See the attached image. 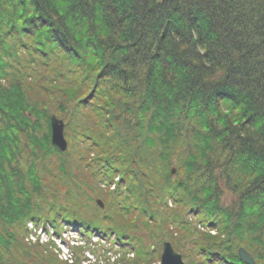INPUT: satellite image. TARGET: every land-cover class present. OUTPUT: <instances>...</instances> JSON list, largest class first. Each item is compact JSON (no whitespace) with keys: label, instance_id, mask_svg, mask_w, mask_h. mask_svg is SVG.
Returning <instances> with one entry per match:
<instances>
[{"label":"trees","instance_id":"trees-1","mask_svg":"<svg viewBox=\"0 0 264 264\" xmlns=\"http://www.w3.org/2000/svg\"><path fill=\"white\" fill-rule=\"evenodd\" d=\"M52 114L65 121V152L52 145ZM190 123L196 142L183 172L197 173L200 198L191 202L216 230L196 255L245 264L223 250L233 235L264 264V0H0V264H68L28 240L27 225L91 214L75 194L66 191L69 212L46 196L65 192L59 173L78 163L113 172L119 148L102 142L115 125L170 152ZM118 201L109 205L119 215L147 213L128 194Z\"/></svg>","mask_w":264,"mask_h":264},{"label":"rangeland","instance_id":"rangeland-1","mask_svg":"<svg viewBox=\"0 0 264 264\" xmlns=\"http://www.w3.org/2000/svg\"><path fill=\"white\" fill-rule=\"evenodd\" d=\"M79 92L80 87L77 93ZM190 127L191 123L187 124L186 127H182L183 131L179 133L180 142L174 146L172 144L169 145L167 149L171 151L168 152V150H164L166 147H163L159 141L155 142L156 147L151 144L142 145L140 142L137 143V140H133V137L126 136V132L121 133L120 128L115 125L116 134L111 133L109 136H105L104 141L107 142H102L115 143L119 148L120 153L111 159L113 172L104 173L103 175L95 168H90L88 171L84 164L81 167L80 163H78V169L75 170L71 167L72 173L70 175L64 174L65 178L59 173L65 192L60 191L58 193L55 188H52L51 195L46 196L49 204H54L53 209L60 210L61 206L63 211L68 210L69 212L74 207L71 203L74 197L72 195V197H68L67 195L68 193L75 194V197L83 198L90 203L91 214L87 216H83L81 213L80 215H67L72 220V227L78 231L61 233L65 242L61 241L55 234L52 235V232L43 236L41 229L34 231L37 237L34 236L33 240L31 239L32 242L37 243L36 240L41 242L53 240L58 247L49 245L51 246L50 249H52L53 253L59 254L60 258L68 264H71L72 259L76 258V261L80 260V264H159L163 243L169 241L173 248L183 256L186 264H190L188 255L190 256L189 249H191V246H193L194 250L193 259H191L192 264H206L202 257L196 255V246L198 248L206 246L208 241L205 236H208L207 233L215 234V231H209L211 228L208 224L210 223L203 225L199 220L201 217L205 220L207 219L205 216L206 211L197 204L193 207L191 202V200L200 198L202 183L196 180L197 173L193 172L194 174L191 176V169L189 172L188 170L185 173L183 172L186 159L193 153V145L196 142L193 141L195 133L186 132ZM65 137L67 139L66 128ZM148 146L149 148H147ZM139 150H143L141 155ZM26 151L33 159L34 156L30 146L27 147ZM72 152L74 151L69 154ZM194 154L197 155V153ZM56 157L57 155H54V158ZM69 157H71L72 161L79 159L70 155L66 156L68 161ZM77 157L80 156L77 155ZM48 158L47 156L44 158L46 162L49 161L47 160ZM172 169H176L174 175L171 174ZM49 170L56 172L50 166ZM93 170L95 172H92ZM174 179H177L178 182L175 183ZM169 192H172V195ZM120 193L131 196L133 204L136 202V205H143L142 209H145L147 213L132 219L128 217L127 213L119 215L117 210L112 212L115 209H112L109 204L115 208L120 206L117 203L119 202L118 199H121ZM90 196L91 198H89ZM98 201H101L103 206L99 205ZM128 201L127 199L124 202ZM187 202L191 203L192 206H185ZM221 202L225 206L230 205L232 203V194L225 191ZM95 208L97 211L94 210ZM168 212H171V214L175 213L177 219L166 218L169 216ZM102 213L105 219H100L98 222V218L102 216ZM44 214L51 218L53 217L51 214L49 215L45 212ZM169 219L171 221L170 225L167 224ZM45 223L48 227L51 222L46 220ZM32 224L29 223L27 225L28 235L30 229L33 233ZM94 224H99L100 227L97 229L91 227ZM61 227L65 228L64 225ZM186 228L187 230L193 229L194 236L190 233L185 235ZM39 234L42 235L41 238ZM78 234H82L88 241L87 246L78 247L85 244L84 241H76L77 239H74L81 237ZM100 235L104 237L102 240ZM108 237H112L109 242L106 239ZM90 242H96V245H91ZM222 244L226 246L223 250L230 249L231 252L235 253L242 246L239 244L238 238L233 235L224 238ZM108 246L111 248V252L105 255L106 252L103 251H107ZM94 248V253L98 257L103 256L101 260H97L93 253L88 258L89 250Z\"/></svg>","mask_w":264,"mask_h":264},{"label":"water","instance_id":"water-1","mask_svg":"<svg viewBox=\"0 0 264 264\" xmlns=\"http://www.w3.org/2000/svg\"><path fill=\"white\" fill-rule=\"evenodd\" d=\"M65 122L63 119L57 117L56 114L51 115V139L52 145L57 147L61 152H65L68 149V141L65 137ZM176 169L171 170V174L174 175ZM177 183L178 180L174 179ZM98 204L103 206L101 201ZM238 255L240 259L246 264H257L252 255L244 248L238 249ZM159 264H186L182 258V255L178 253L169 241L163 243V249L161 254V261Z\"/></svg>","mask_w":264,"mask_h":264},{"label":"built area","instance_id":"built-area-1","mask_svg":"<svg viewBox=\"0 0 264 264\" xmlns=\"http://www.w3.org/2000/svg\"><path fill=\"white\" fill-rule=\"evenodd\" d=\"M33 239V237H31Z\"/></svg>","mask_w":264,"mask_h":264}]
</instances>
